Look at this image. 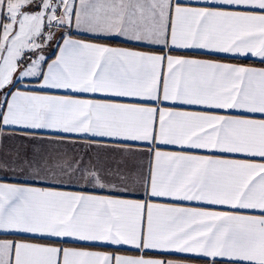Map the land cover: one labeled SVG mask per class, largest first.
I'll list each match as a JSON object with an SVG mask.
<instances>
[{
  "label": "snow or ice",
  "instance_id": "obj_1",
  "mask_svg": "<svg viewBox=\"0 0 264 264\" xmlns=\"http://www.w3.org/2000/svg\"><path fill=\"white\" fill-rule=\"evenodd\" d=\"M193 256L264 264V0H0V264Z\"/></svg>",
  "mask_w": 264,
  "mask_h": 264
},
{
  "label": "crops",
  "instance_id": "obj_2",
  "mask_svg": "<svg viewBox=\"0 0 264 264\" xmlns=\"http://www.w3.org/2000/svg\"><path fill=\"white\" fill-rule=\"evenodd\" d=\"M113 47H124L126 45H123L121 43H114L112 44ZM195 52H200L202 50H192ZM220 57V62L222 63H234V64H242L244 66H253V67H259L261 66L259 64V58L257 57H252V56H247V57H234L231 54H219ZM54 58V56H53ZM195 58H201V59H206L209 57L206 56H197ZM62 244L63 247H81L84 245L85 242H72L71 240H67V242L65 241H61L60 242ZM115 247V246H113ZM124 248H127V246H124ZM91 250H97V251H105L107 249L104 248H93ZM120 254H131L127 251H122ZM181 255H185V254H181ZM191 255V254H188ZM189 264H204V259L202 258H196V257H192L191 260L189 261Z\"/></svg>",
  "mask_w": 264,
  "mask_h": 264
}]
</instances>
